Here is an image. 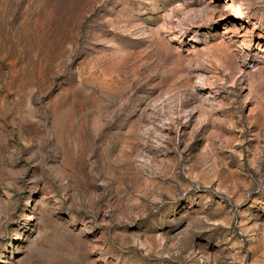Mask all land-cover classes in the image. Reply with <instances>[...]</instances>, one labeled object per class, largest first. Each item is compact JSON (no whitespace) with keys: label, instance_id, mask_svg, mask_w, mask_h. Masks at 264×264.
I'll list each match as a JSON object with an SVG mask.
<instances>
[{"label":"rangeland","instance_id":"1","mask_svg":"<svg viewBox=\"0 0 264 264\" xmlns=\"http://www.w3.org/2000/svg\"><path fill=\"white\" fill-rule=\"evenodd\" d=\"M0 264H264V0H0Z\"/></svg>","mask_w":264,"mask_h":264}]
</instances>
